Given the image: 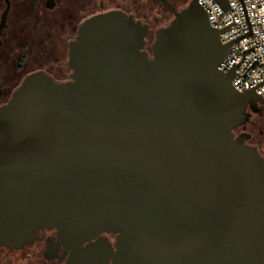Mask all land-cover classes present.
<instances>
[{"label":"water","instance_id":"obj_1","mask_svg":"<svg viewBox=\"0 0 264 264\" xmlns=\"http://www.w3.org/2000/svg\"><path fill=\"white\" fill-rule=\"evenodd\" d=\"M147 33L93 17L70 45L71 81L32 74L0 105V243L46 227L69 264H264V158L236 133L264 100L219 70L230 45L198 0L152 58Z\"/></svg>","mask_w":264,"mask_h":264},{"label":"flooded vegetation","instance_id":"obj_2","mask_svg":"<svg viewBox=\"0 0 264 264\" xmlns=\"http://www.w3.org/2000/svg\"><path fill=\"white\" fill-rule=\"evenodd\" d=\"M192 0H0V22L9 6L0 35V105L9 102L24 80L44 73L56 83L72 80L70 45L81 25L96 16L119 12L147 26L144 51L152 58L157 32L167 27L177 12ZM187 5V6H188ZM186 6V7H187ZM247 124L237 130L250 134L248 143L258 148L255 131L262 124L264 104L256 106ZM114 243L115 235L105 234ZM89 244L85 243L84 246ZM71 249L56 229L40 227L34 239L20 248L0 243V264H69Z\"/></svg>","mask_w":264,"mask_h":264},{"label":"built area","instance_id":"obj_3","mask_svg":"<svg viewBox=\"0 0 264 264\" xmlns=\"http://www.w3.org/2000/svg\"><path fill=\"white\" fill-rule=\"evenodd\" d=\"M227 2L226 9L217 0H198L221 42L230 45L218 68L234 73L235 90L254 91L264 100V0Z\"/></svg>","mask_w":264,"mask_h":264},{"label":"rangeland","instance_id":"obj_4","mask_svg":"<svg viewBox=\"0 0 264 264\" xmlns=\"http://www.w3.org/2000/svg\"><path fill=\"white\" fill-rule=\"evenodd\" d=\"M188 5V3L187 4H185V7ZM261 121H262V124H261V126L258 128V130L257 131H255V133H254V136H256L261 142L259 143V146H258V150H259V152H260V154L263 156V158H264V112H263V117H262V119H261ZM241 132H243V131H238V133H241ZM251 143V142H250ZM249 143V144H250ZM251 145V144H250Z\"/></svg>","mask_w":264,"mask_h":264}]
</instances>
